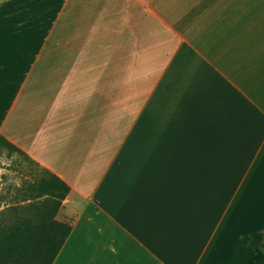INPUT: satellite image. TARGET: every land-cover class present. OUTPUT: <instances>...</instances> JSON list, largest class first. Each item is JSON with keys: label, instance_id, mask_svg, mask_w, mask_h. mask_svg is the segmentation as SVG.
I'll return each instance as SVG.
<instances>
[{"label": "crops", "instance_id": "1", "mask_svg": "<svg viewBox=\"0 0 264 264\" xmlns=\"http://www.w3.org/2000/svg\"><path fill=\"white\" fill-rule=\"evenodd\" d=\"M0 134L52 264H264V0H0Z\"/></svg>", "mask_w": 264, "mask_h": 264}, {"label": "trees", "instance_id": "2", "mask_svg": "<svg viewBox=\"0 0 264 264\" xmlns=\"http://www.w3.org/2000/svg\"><path fill=\"white\" fill-rule=\"evenodd\" d=\"M0 144L22 151L4 136ZM36 189L37 199L28 201L16 219L3 218L0 212V264H52L70 232V224L56 218L68 185L46 169Z\"/></svg>", "mask_w": 264, "mask_h": 264}, {"label": "rangeland", "instance_id": "3", "mask_svg": "<svg viewBox=\"0 0 264 264\" xmlns=\"http://www.w3.org/2000/svg\"><path fill=\"white\" fill-rule=\"evenodd\" d=\"M44 176L46 169L25 152L12 150L0 144L1 217L16 219L23 214L24 205L30 200L37 199L33 197L37 194V182Z\"/></svg>", "mask_w": 264, "mask_h": 264}]
</instances>
